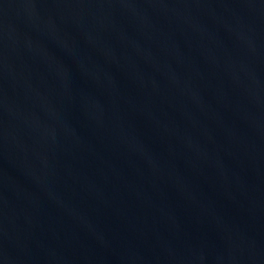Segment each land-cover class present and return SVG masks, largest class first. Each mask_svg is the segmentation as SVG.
Returning <instances> with one entry per match:
<instances>
[{
  "label": "water",
  "instance_id": "95a60500",
  "mask_svg": "<svg viewBox=\"0 0 264 264\" xmlns=\"http://www.w3.org/2000/svg\"><path fill=\"white\" fill-rule=\"evenodd\" d=\"M0 264H264V0H0Z\"/></svg>",
  "mask_w": 264,
  "mask_h": 264
}]
</instances>
